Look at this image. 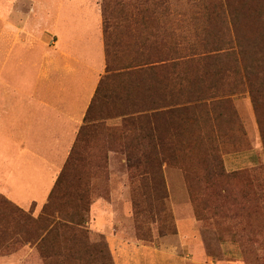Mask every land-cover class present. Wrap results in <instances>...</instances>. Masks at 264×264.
I'll use <instances>...</instances> for the list:
<instances>
[{
	"label": "rangeland",
	"instance_id": "rangeland-1",
	"mask_svg": "<svg viewBox=\"0 0 264 264\" xmlns=\"http://www.w3.org/2000/svg\"><path fill=\"white\" fill-rule=\"evenodd\" d=\"M241 1L226 0L222 19L217 0H113L139 17L121 45L137 41L143 61L166 60L169 75L135 78L130 94L105 88L90 113L101 123L79 139L46 210L0 193V264H264V0L236 25ZM163 95L188 107L123 125ZM145 148L147 173L135 178L129 153ZM217 157L241 174L217 179Z\"/></svg>",
	"mask_w": 264,
	"mask_h": 264
},
{
	"label": "crops",
	"instance_id": "crops-1",
	"mask_svg": "<svg viewBox=\"0 0 264 264\" xmlns=\"http://www.w3.org/2000/svg\"><path fill=\"white\" fill-rule=\"evenodd\" d=\"M102 0H0V193L48 203L107 70Z\"/></svg>",
	"mask_w": 264,
	"mask_h": 264
},
{
	"label": "trees",
	"instance_id": "trees-1",
	"mask_svg": "<svg viewBox=\"0 0 264 264\" xmlns=\"http://www.w3.org/2000/svg\"><path fill=\"white\" fill-rule=\"evenodd\" d=\"M257 1L258 3H261V1L263 0H260V1L259 0H242L241 2H239V4L237 5L238 7H236L235 11L239 13L240 15L236 13L237 16L234 17L233 19L231 18V21L236 22V25H237L238 19L243 16L242 12L244 15H248L249 10L253 8V6H250V5H252L253 3ZM128 7L129 5L126 3H113V0H103V4H102L103 29H104L105 50H106V57H107V70H106L105 76L102 78L100 82V85L98 87L95 99L91 105L89 113L87 114L85 118V122L87 123L101 121L99 119L92 120L90 118V113H91L92 108H94V105L100 101L102 94L104 93V90L107 86L116 84L117 86L115 87V89L118 88L119 90H123L124 92L122 91V95H125V94H130V92L136 88L137 84L134 82L135 78L146 75L154 69L159 70L163 74L168 73L169 75L170 65L166 63V60H161L162 64L156 65V66H153L152 62L150 61H145V62L143 61L145 53H142V52L140 53L138 51V49H141V47L139 46L137 41L123 43L121 45V40L123 37L129 38L131 36L128 29L130 28V26H132L134 21H136L139 18L137 16L133 17V15L131 14L128 15V13H126ZM228 7L230 6L229 5L226 6V0H217V12L219 10L221 14H223L222 12L225 11L226 8L229 9ZM260 7H264V5L260 4ZM115 10H118V11L115 12ZM143 10L144 9H141V13H143ZM256 11H257V8L255 9V12ZM256 13L258 14V17H259V12L257 11ZM223 16L224 14L220 15V18L223 19L224 18ZM259 18L261 20H264V18H261V17ZM263 23L264 22H262V24ZM115 31H117L120 36L115 35L114 33ZM222 50H225V49H222V48L217 49V55H219L218 58L227 56L226 54H223L221 52ZM175 78L177 80L181 79L180 74H177ZM162 87H163V84H162ZM115 93H118V95L121 98L122 96L121 91L113 92V94ZM164 97L160 99V103H156V106L146 105L139 111H133L130 114L128 113V114L121 115L120 117H123L122 118L123 125L128 124L129 122L134 120L135 118L131 119V117H135V115H138L139 122L142 121V122L147 123L155 119L156 117L165 119L166 117H169L172 113L176 112L177 110L188 107L186 106L187 103L184 100H179L180 97L178 98L177 101H174V102H171V101L169 102L168 98L167 97L164 98ZM194 99L200 100V99H205V98H201L198 96ZM217 101H221V102L224 101L225 103V99H222L219 97L217 98ZM100 119L106 120V118H100ZM261 136H262V140L264 143V128H261ZM145 140L151 142L152 141L151 134L150 135L145 134ZM143 149L144 147L142 146V150ZM148 152H149L148 149L145 148L143 154L141 155L142 156L141 158H138V156H134L133 153H129L130 163L128 165V168H129L131 176H135V178L141 176L143 179H145L144 175L147 173V169H148V159H149ZM72 160H73V157L70 156L67 162V165H66V169L63 170V172L61 173L57 181V184L53 192L51 193L50 200L48 204L46 205L45 210L49 206L54 194H56V192L58 191V187H60L63 184L65 180V176H66L67 167L72 163ZM214 167H213L214 170H217L216 171L217 179H222V178L231 177V176L235 177L236 175L241 174L239 172H236L234 174H227L224 168L223 161L219 160L218 157H217V165L216 166L214 165ZM57 222H58V219H56L55 217V222L53 224L51 222L50 229L48 228L46 229L47 236L51 234L53 231H55V228L58 226ZM63 226L65 227L64 228L65 230L73 231L75 233L77 232L80 234L85 233L80 228L75 229V227H71L68 225H63ZM46 258L50 259L51 257L46 256ZM69 258L75 259L74 256L69 257Z\"/></svg>",
	"mask_w": 264,
	"mask_h": 264
}]
</instances>
